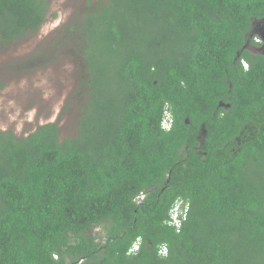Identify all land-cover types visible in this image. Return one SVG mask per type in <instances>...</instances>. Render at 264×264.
<instances>
[{"label":"trees","instance_id":"obj_1","mask_svg":"<svg viewBox=\"0 0 264 264\" xmlns=\"http://www.w3.org/2000/svg\"><path fill=\"white\" fill-rule=\"evenodd\" d=\"M50 6L0 0V51ZM260 19L264 0H85L49 46L77 64L74 133L0 129V264H264Z\"/></svg>","mask_w":264,"mask_h":264},{"label":"rangeland","instance_id":"obj_2","mask_svg":"<svg viewBox=\"0 0 264 264\" xmlns=\"http://www.w3.org/2000/svg\"><path fill=\"white\" fill-rule=\"evenodd\" d=\"M84 2L51 0L40 30L0 51V129L25 135L43 123L56 121L62 138L74 133L80 108L77 64L49 46ZM263 24L259 21L258 27ZM34 55L35 65L31 63Z\"/></svg>","mask_w":264,"mask_h":264},{"label":"clouds","instance_id":"obj_3","mask_svg":"<svg viewBox=\"0 0 264 264\" xmlns=\"http://www.w3.org/2000/svg\"><path fill=\"white\" fill-rule=\"evenodd\" d=\"M254 39H255V43L257 45L264 44V41H262L259 36H256ZM240 63L242 64L243 70L245 72L250 70V65H249V63L246 60L241 59ZM162 127L164 128L165 131H170L171 130V122H169V123H167L165 125H162ZM144 198H145L144 194L141 193L138 199L139 200H143ZM186 212H187V207L185 208V219L187 218L186 217ZM172 213H173V211H172ZM172 213H171V219L169 220L170 222L172 221ZM173 221H175L176 230H177V232H179L180 224H179L178 221H176L175 215H173ZM141 243H142V236H137L135 241L132 243L131 247L128 249L127 254L132 255V254L139 253L140 247H141ZM157 256L159 258H162V259H166L167 258V256H168V243L167 242H163V243H161V244H159L157 246ZM52 258L55 259V260H58L59 256L56 253H53L52 254ZM81 264H83V262H81Z\"/></svg>","mask_w":264,"mask_h":264},{"label":"flooded vegetation","instance_id":"obj_4","mask_svg":"<svg viewBox=\"0 0 264 264\" xmlns=\"http://www.w3.org/2000/svg\"><path fill=\"white\" fill-rule=\"evenodd\" d=\"M259 21H263L264 22V19H260V20H256L255 21V26H254L253 32L251 33V36L256 34L257 36L260 37V39L262 41H264V24L261 25V26L259 25V27H258V22ZM250 49L253 50V51L264 52V44L251 46Z\"/></svg>","mask_w":264,"mask_h":264},{"label":"built area","instance_id":"obj_5","mask_svg":"<svg viewBox=\"0 0 264 264\" xmlns=\"http://www.w3.org/2000/svg\"><path fill=\"white\" fill-rule=\"evenodd\" d=\"M171 122V127L173 125V119L171 117V113H168L166 117L163 118L161 125H165L167 123ZM185 208L182 209H174L172 213V223L176 225L175 221H173V215H175L176 221L180 222V215L184 211Z\"/></svg>","mask_w":264,"mask_h":264}]
</instances>
